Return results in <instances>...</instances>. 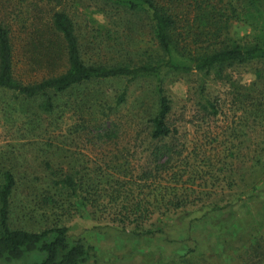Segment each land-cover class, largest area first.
<instances>
[{
  "label": "trees",
  "instance_id": "1",
  "mask_svg": "<svg viewBox=\"0 0 264 264\" xmlns=\"http://www.w3.org/2000/svg\"><path fill=\"white\" fill-rule=\"evenodd\" d=\"M94 1L93 12L100 20L92 18L93 12L85 8L93 25L83 29L63 8L57 9L47 19H32L19 50H16L11 24L6 22L5 14H0V93L38 103L40 112L48 114L54 108L53 96L74 86L116 78H124L129 83L150 80L156 99L154 114L145 121L148 139L153 145L150 166L136 181L109 176H99L93 181L73 167L61 172L48 160L44 165L48 189L41 194L42 203L39 199L38 204L56 209L62 197L74 198L70 204L73 211H78L77 205H89L94 216L134 225L140 229L138 234L150 237L162 232L152 227L155 222L166 224L173 214L178 216L181 212L197 214L194 218H183L180 237L167 238V242L178 244L193 241L191 232L198 226L193 221L220 215L224 221L210 226L209 239L223 230L233 206L246 198L230 194L241 164L250 162L252 169L264 167V0ZM234 24L244 25L249 32L238 37L231 31ZM138 29L145 31L147 45L133 47L132 35ZM17 63L30 71H40L42 77L27 80L17 73ZM241 66L252 67L251 80L246 84L237 82L226 72ZM189 73L224 79L228 83L226 94L231 107L234 114H239L236 125L230 126L228 133L217 141L213 139L222 145L218 147L220 150H225L212 168L213 173L203 177L202 166H191L190 182L203 186L198 190L183 186L180 168L170 174L167 171L174 151L168 140L175 130L167 122L170 101L164 94L163 81L169 74ZM124 93L123 88L116 96L117 104L124 100ZM200 102L206 118L217 116L215 101L202 98ZM163 156L164 160L160 161ZM118 167L116 172L120 173ZM15 182L10 170L1 173L0 262L10 264L32 256L22 264H96L94 247L81 237H70L65 226L31 230L10 224ZM243 237H247L243 251L249 264H262L264 205L256 217L253 215L239 228L230 239L235 244L228 247H235L238 239L242 244ZM189 249L175 257L155 253V261L148 264H195L192 256L188 257ZM255 255L258 256L253 259Z\"/></svg>",
  "mask_w": 264,
  "mask_h": 264
},
{
  "label": "rangeland",
  "instance_id": "2",
  "mask_svg": "<svg viewBox=\"0 0 264 264\" xmlns=\"http://www.w3.org/2000/svg\"><path fill=\"white\" fill-rule=\"evenodd\" d=\"M94 4V0H0V14H5L6 22L11 24L16 50H19L24 32L34 17L47 19L55 10L63 8L86 29L93 22L85 8L93 12ZM91 16L100 20L97 13L93 12ZM234 25L231 31L238 37L249 32L244 25ZM132 39L133 47L147 45L148 37L141 29L132 35ZM25 67L17 63V73L27 80L42 77L40 71H30ZM226 72L237 82L246 84L251 80L252 67L241 66ZM152 86L150 80L138 79L129 83L124 78L74 86L53 96L54 108L48 114L40 112L38 103L15 99L10 93H0V182L1 173L10 170L17 184L11 196L10 224L31 230L65 226L70 237H81L94 247L98 260L96 264H148L155 261V253L175 257L186 248H190L188 257L192 256L195 264H249L250 260L243 251L247 237H243L242 244L238 243L241 240L238 239L235 247L228 246L235 244L230 239L253 215L256 217L264 205V167L258 168L255 164L256 168L252 169L250 162L241 164L236 171L238 178L234 191L230 192L246 198L233 206L232 215L225 218L224 226L230 221L232 223L226 228L222 226L223 230L215 232L209 239L210 226L224 221L220 215L193 221L192 224L199 226L192 229L193 241L178 244L167 242V238L180 237L183 218H194L197 214L181 212L178 216L173 214L167 220L168 224L155 222L152 227L156 226L162 232L150 237L138 234L140 229L134 225H122L94 216L89 205H77L78 211H73L70 204L74 198L68 200L62 197L56 209L40 205L41 194L48 189L44 170L48 160L52 161L53 168L61 169V172L73 167L84 178H92L93 181L99 176L136 181L141 172L150 166L153 145L148 139L145 121L155 111ZM227 86L224 79L205 78L199 73L169 74L163 81L164 94L170 101L167 122L175 130L168 140L173 144L174 151L167 171L170 174L180 168L186 188H203L202 184L195 186L190 182L191 166H202L201 175L213 173L215 163L225 153L218 148L222 145L219 146L213 139H220L238 121L239 114H234L226 94ZM123 88L124 100L117 104L115 98ZM202 98L215 101L218 105L215 118L205 117L206 113L199 105ZM203 116L206 119H201ZM116 167L120 173L116 172ZM254 193L255 198H252ZM167 228H170L169 231ZM223 246L225 250L222 251ZM30 257L25 256L10 264H22Z\"/></svg>",
  "mask_w": 264,
  "mask_h": 264
}]
</instances>
